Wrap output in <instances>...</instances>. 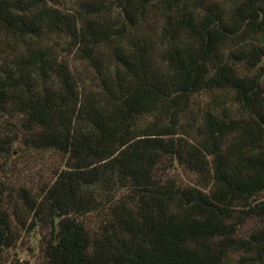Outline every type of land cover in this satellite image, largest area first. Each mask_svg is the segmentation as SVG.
I'll return each mask as SVG.
<instances>
[{"label":"trees","instance_id":"1","mask_svg":"<svg viewBox=\"0 0 264 264\" xmlns=\"http://www.w3.org/2000/svg\"><path fill=\"white\" fill-rule=\"evenodd\" d=\"M220 2L0 0V117L20 116L27 145L66 156L51 186L23 194L32 224L53 228L44 264H225L231 253L264 264V229L236 238L247 219L264 223V0ZM203 91L234 92L240 107L183 125ZM171 157L195 185L155 175ZM99 197L110 220L93 237L78 217ZM12 241L0 213V249Z\"/></svg>","mask_w":264,"mask_h":264},{"label":"rangeland","instance_id":"2","mask_svg":"<svg viewBox=\"0 0 264 264\" xmlns=\"http://www.w3.org/2000/svg\"><path fill=\"white\" fill-rule=\"evenodd\" d=\"M210 1L219 3L221 0ZM223 3L226 8H229V2ZM262 6L264 7V5ZM150 36L158 46V30L156 28L151 29ZM159 53L157 47V55ZM224 53H227V50ZM65 59L72 71L84 75L91 70L86 63L76 60L72 56H67ZM263 62L264 59L262 64ZM238 71L243 73L247 70L241 65L238 67ZM262 72L263 70L256 68L247 73L254 76ZM261 85L264 89V77ZM225 102L233 111L240 107L234 92L203 91L195 94L191 98L190 111L180 118V122L190 127L200 125L206 111L215 107L222 108ZM153 120L154 116L146 115L140 119L139 125L145 126ZM26 135V127L20 116L9 112L2 114L0 117V140L9 143L3 149L0 145V213H6L9 219L13 241L8 248L0 249V264H22L23 262L44 264V250L53 235V228L48 220L36 221L32 224V215L23 194L25 191L33 197L37 196L51 186L57 175L67 168L65 155L54 150L41 151L30 147L25 143ZM166 160L158 166L155 175L163 176V180L172 179L180 186L196 184V176L178 166L174 158ZM127 193L126 189H122L114 194V198L125 197ZM258 198L264 200V192ZM99 199L102 198L99 197ZM102 203L101 208L97 211L84 217H78V220L93 237L99 236L105 222L110 220L108 203L105 205L104 199H102ZM263 229V222L247 219L238 227L236 238L247 239L255 231ZM262 247L264 249V241ZM242 255V253H231L225 264H237Z\"/></svg>","mask_w":264,"mask_h":264}]
</instances>
